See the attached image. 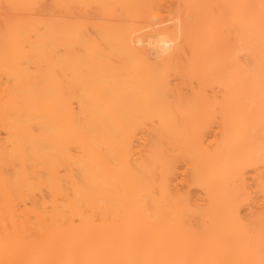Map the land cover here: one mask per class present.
<instances>
[{"label":"bare ground","instance_id":"1","mask_svg":"<svg viewBox=\"0 0 264 264\" xmlns=\"http://www.w3.org/2000/svg\"><path fill=\"white\" fill-rule=\"evenodd\" d=\"M177 2L0 0V264H264V0Z\"/></svg>","mask_w":264,"mask_h":264},{"label":"rangeland","instance_id":"2","mask_svg":"<svg viewBox=\"0 0 264 264\" xmlns=\"http://www.w3.org/2000/svg\"><path fill=\"white\" fill-rule=\"evenodd\" d=\"M177 1H179V0H176V1H175V0H170V4H171L172 2H174V4L172 3L171 5H168V7L170 6V7H169L170 10L168 9V7H167V9L164 7L166 10L163 8V9H164L163 11H165V13L162 12V15L165 16V15L168 14L167 16H165V17H167V18L169 17V20H168V21H165L164 24H162V23L159 22V23L161 24V26H159V25H160L159 23H158V24L155 23L156 26L158 25L159 27H158V26L155 27V26H154L155 24L152 25L153 27L150 26V27H152V28L155 27V30H154V29H151V32L154 30L153 32H154L155 34L157 33L156 36H155V34L150 33V29H147V30H146L147 33H148V35L151 37V44H154L153 46H151V44H150V45L148 46V48H150V46H151V50H152L153 47L156 48V51H154L155 49H153V51H152L153 53H154V52H157L158 47L160 46V45L158 46L159 43H155V42H157L158 37H160L161 35H166V36L168 35L167 37L165 36L166 38L169 37L168 39H170V37L172 36L171 39H172V40L175 39V35H173V30H172V29H169V28L172 27V24H173V23H174L173 25H177L178 23H180L181 21L179 22V20L182 19L181 15L183 14V13L181 14V10H182V9L179 8V9H181V10H180V14H181V15H179V9H178L179 5H178V2H177ZM168 4H169V0H168ZM176 4H177V6H176ZM173 5H174V6H173ZM180 6H181V5H180ZM171 7L173 8V10H172ZM174 7H176V8H174ZM174 9H175V10H174ZM173 11H174V12H173ZM175 11H177V12H175ZM163 13H164V14H163ZM171 13H172V17H173V18L170 16ZM173 15H175V16H173ZM177 15H178V16H177ZM179 16H180L181 18H180ZM170 17H171V18H170ZM158 18H159V17H158ZM158 18L155 17L154 22H155V20H157ZM176 19H177V22H176V23H175V22H172L173 20L176 21ZM156 22H157V21H156ZM167 22H168L167 26L169 27L168 29L166 28L167 26L165 25ZM170 22H171V23H170ZM170 25H171V26H170ZM156 28L158 29L159 32H162V30H163V31L165 30L164 32H166L167 30H168V32H169V31H170V32H169V33H168V32H166V33L162 32V33H164V34H162V33L158 34V31H157ZM172 28H175V26H173ZM159 29H160L161 31H160ZM174 30H175V29H174ZM149 33H150V34H149ZM148 35H147V36H148ZM151 35H152L153 37H152ZM161 37H162V36H161ZM152 38H153V39H152ZM177 40H178V42H180V39H177ZM153 41H154V43H153ZM175 42H176V39L173 40V41H171L170 45H171L172 47H171V46L169 47L170 50L168 49L169 51H166L167 53H166V52L163 53V52L161 51L162 49H161V50H158V54L160 53L159 51L162 52V54L160 53V57H161L163 54H165V53H166V55H167V54H168V55H169V54H173V53H171V51H174V45L177 46V44H179V43H175ZM172 43H173L174 45H173ZM156 45H157V46H156ZM177 47H178V46H177ZM160 48H161V47H160ZM171 49H172V50H171ZM175 51H176V50H175ZM169 52H170V53H169ZM158 54H157V53H154V55H158ZM163 56H164V55H163Z\"/></svg>","mask_w":264,"mask_h":264}]
</instances>
